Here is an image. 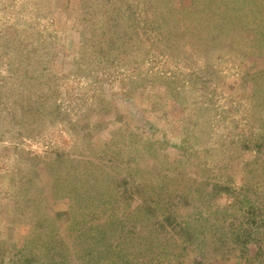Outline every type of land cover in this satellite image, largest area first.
<instances>
[{"label": "rangeland", "instance_id": "374dc122", "mask_svg": "<svg viewBox=\"0 0 264 264\" xmlns=\"http://www.w3.org/2000/svg\"><path fill=\"white\" fill-rule=\"evenodd\" d=\"M0 264H264V0H0Z\"/></svg>", "mask_w": 264, "mask_h": 264}]
</instances>
